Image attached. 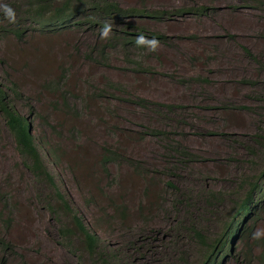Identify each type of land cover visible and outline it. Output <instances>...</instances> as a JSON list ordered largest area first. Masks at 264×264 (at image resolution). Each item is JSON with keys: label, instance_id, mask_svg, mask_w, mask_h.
<instances>
[{"label": "rangeland", "instance_id": "1", "mask_svg": "<svg viewBox=\"0 0 264 264\" xmlns=\"http://www.w3.org/2000/svg\"><path fill=\"white\" fill-rule=\"evenodd\" d=\"M27 1L0 0V18L17 9V21ZM116 2L172 11L143 22L168 40L131 57L117 49L105 64L85 57L99 39L90 29L27 23L22 40L3 34L0 83L29 121L45 168L29 165L0 113V211L13 221L0 222V233L14 250L0 249V264H199L191 221L217 236L251 184H261L258 205L264 199V0ZM186 4L212 10L177 15ZM109 146L127 158L105 177L99 160ZM207 190L219 200L201 202ZM181 196L190 200L177 203ZM76 217L96 234L94 253ZM230 247L221 264H260L259 249Z\"/></svg>", "mask_w": 264, "mask_h": 264}, {"label": "trees", "instance_id": "2", "mask_svg": "<svg viewBox=\"0 0 264 264\" xmlns=\"http://www.w3.org/2000/svg\"><path fill=\"white\" fill-rule=\"evenodd\" d=\"M28 10L26 12L20 11L21 15L17 21L10 22L8 15L4 14V17L0 18V43L3 38V34H11L18 40L25 38L28 33V27L24 29V24L36 25L40 30L48 31L50 28L60 27L69 28L75 27L80 30H88L98 35L99 39L95 44L91 46L90 50L86 52V59L90 61L98 58L105 64L110 61V56L113 51L121 49L127 57L133 55L134 50L144 51L147 46H152L151 41L155 39L157 44H163L168 37L165 34L151 31L143 22H162L166 21L171 15L172 11L167 9H158L150 7L149 5L142 4L137 8L126 9L121 7L116 0H28ZM211 7L199 6L196 4H186L175 13L179 16L184 15H209ZM15 14L19 11L17 9L12 10ZM14 14V16H15ZM111 25V30L108 35L101 38V30L106 25ZM143 37L144 41L138 43V38ZM157 46V45H156ZM85 54V53H84ZM96 57V58H95ZM132 63H136L131 61ZM137 64V63H136ZM66 71V70H65ZM64 71V72H65ZM144 73L146 70H143ZM64 73L60 79L52 84L51 87H59L65 79ZM14 89L17 90V83L14 82ZM99 97V95H92V99ZM61 100V97H59ZM62 103L67 106V101L62 98ZM145 100H140V105H146ZM171 111V106L167 107ZM0 113L4 116V121L12 133L16 147L23 157L29 160V165L34 166L36 169L43 171L44 157L42 150L40 149L39 142L35 137L29 121L26 118L17 114L14 107L11 104L7 90L0 83ZM155 135H160L156 133ZM261 143V142H260ZM54 156V161L59 162L56 155L58 153L54 150L51 151ZM190 155V154H189ZM58 157H61L60 155ZM127 156L115 149L113 146L105 147L102 149L99 164L101 165L102 172L105 177L110 175V165L112 163L121 164V160H124ZM138 164V163H135ZM138 169V166H136ZM53 182V181H52ZM64 199V197L59 196ZM257 194V195H256ZM263 195L261 184L255 182L251 184V189L247 193L245 200L241 203L237 202L236 208L232 216L223 223H221L223 232L212 235L210 231L206 230L205 225L199 224L196 219L192 220L189 227L185 231L190 236L189 238L202 251V262L199 264H221L225 258L229 256V253L233 254V248L230 247L232 241H241L247 247V254L254 253L257 248L261 252L258 256L260 264H264V237H256L257 225L262 221V209L264 199L258 205L256 197ZM198 197V196H197ZM195 198V196L193 197ZM200 201L207 204L210 201H218L217 193L206 191L200 195ZM205 199V200H203ZM178 200V199H177ZM190 200V199H187ZM185 196H181L177 203L187 201ZM184 203V202H183ZM66 204V203H65ZM69 214L73 213L70 206H65ZM5 210L10 215L12 212L7 207L0 211V222H3L4 226L12 227L13 221L11 216L5 220ZM74 222L80 232L85 235V243L90 252L94 253L98 246V239L96 234L86 232L84 224L79 218H74ZM220 232V231H219ZM208 234V235H207ZM0 233V249L4 253H13L12 244L7 242L5 238L1 237ZM251 241H254V245H249ZM247 261H251L249 258H245ZM4 262H2L3 264Z\"/></svg>", "mask_w": 264, "mask_h": 264}, {"label": "clouds", "instance_id": "3", "mask_svg": "<svg viewBox=\"0 0 264 264\" xmlns=\"http://www.w3.org/2000/svg\"><path fill=\"white\" fill-rule=\"evenodd\" d=\"M6 11H7L8 17L10 18V22H14L15 21V16H14V13L12 12V10L11 9H6ZM110 30H111V25L106 24L101 30V38L106 37ZM143 41H144L143 37H139L138 38V43H142ZM151 44H152V50L155 51V46L157 44V41L155 39H153L151 41ZM256 235L258 236L259 233H257Z\"/></svg>", "mask_w": 264, "mask_h": 264}]
</instances>
